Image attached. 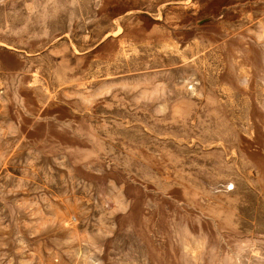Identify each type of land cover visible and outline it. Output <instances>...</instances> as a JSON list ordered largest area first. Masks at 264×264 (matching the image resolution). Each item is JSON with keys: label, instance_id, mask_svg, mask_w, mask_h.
<instances>
[{"label": "rangeland", "instance_id": "rangeland-1", "mask_svg": "<svg viewBox=\"0 0 264 264\" xmlns=\"http://www.w3.org/2000/svg\"><path fill=\"white\" fill-rule=\"evenodd\" d=\"M0 264H264V0H0Z\"/></svg>", "mask_w": 264, "mask_h": 264}]
</instances>
